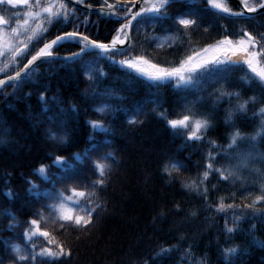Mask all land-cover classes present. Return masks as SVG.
I'll return each mask as SVG.
<instances>
[{
  "label": "snow or ice",
  "instance_id": "1",
  "mask_svg": "<svg viewBox=\"0 0 264 264\" xmlns=\"http://www.w3.org/2000/svg\"><path fill=\"white\" fill-rule=\"evenodd\" d=\"M5 3L15 7L28 5L29 0H0V4ZM68 4L73 7L68 8ZM77 5H83L89 14L95 11L99 17L111 21L113 27L109 30L110 39H97L91 34L89 27L95 26L96 22L90 21L88 16L84 17L82 24L79 22L75 7ZM34 7L39 8V11L25 13L26 18L23 21L16 19V26L0 17V25L10 29L8 35L11 36V41L6 44L3 41L4 29L0 28V55L10 53L13 58L11 62L18 68L12 75L0 72L4 77L0 79V87L18 88L26 77L38 73L49 60L59 59L62 65L71 62L75 66L78 63L86 83L85 96L95 101L91 110L94 118L85 121L89 131L81 148L79 142L73 141L65 130L67 120L79 115L78 106L69 104L65 108L61 106L63 102L56 101L57 108L52 110L48 107V102L49 99L56 98L47 97L46 90L40 92L38 99L44 106L42 112L49 124L45 129V136L53 150L24 177L27 203L38 204L39 208L33 210L24 222L22 236L16 234L23 241V246L3 241L0 251L4 248L11 249V254L7 256L9 264H63L65 259L71 257V245L58 239L53 232H88L97 219V211L101 206L99 194L110 181L113 167L119 163L116 149L112 147L113 141L109 138L112 128L105 119L119 113L128 125L143 123L141 117L146 115L145 105L128 101L115 86H102V78L106 76V72L103 65L96 67L101 58L127 69L124 75L129 79L150 81L151 88L171 85L177 89V102L178 106L182 104L181 111L174 114L173 118H167L173 115L167 109L156 114L166 120L168 128L181 140L179 150L192 144L206 145L207 151L202 155L203 163L197 165L202 171L188 182L181 181L180 186L195 192L202 200L205 210L223 218L220 235L224 237V242L221 245L217 241L220 264H235L241 250L239 246H232L228 242L240 230V222L244 219L264 222V172L256 170L261 178L260 194L255 195L248 203L244 201L252 193L244 185L241 176L242 170L256 156L264 159V153L257 152L255 147L257 138H264V106L258 110L262 119L255 134L246 136L237 130L230 134L226 144H220L215 139H206L212 127L211 119L207 113L197 111L196 104L204 99L205 92L212 99L213 105L231 104L233 99L237 100L238 103L227 111L225 123H228L233 120L234 114H244L247 105L258 102L255 94L240 102V92L226 90V85L233 69L242 66L251 73L245 82L255 80L264 94V33L254 34L247 28H241L237 35L230 32L226 24L220 23L222 34L212 43L193 45L191 36L196 31L207 33L211 29L212 23L205 17L207 9L241 20L247 19L249 14H258V10H264V0H238L235 10L222 0H97L95 6L85 0H61L58 7L54 4L41 6L37 0ZM28 17L33 18L37 27L30 26ZM111 17L116 19L111 20ZM57 23L65 26L72 24V27L60 30L59 34L47 39L50 29ZM157 30L188 38L186 51L178 60L161 64L153 62L147 53L137 52L132 43L133 33L137 36L143 35L146 42L155 41L156 46L160 47L164 41L156 34ZM177 35L171 37L173 42ZM17 37L22 39L16 42ZM69 43L74 44L76 50H68L60 56L58 50ZM118 55L123 58L117 60ZM21 64L22 67L19 66ZM209 88L211 91H208ZM193 96L195 99H190ZM150 103L154 112L157 107H162L155 93ZM50 111L52 115H47ZM243 142L250 145L248 151L238 150ZM190 159V154L182 160L175 156L165 157L160 166L165 182L176 183L180 171L188 170L186 162ZM211 174H216L218 181L209 188ZM221 181L231 182L233 187L240 182V187L213 200L212 193L219 191L218 185ZM3 194L9 198L14 197L11 189ZM238 196L240 203L236 202ZM258 204L261 207H257ZM181 211L183 209L179 203H174L171 208L162 207L153 217V221L157 218L164 219L169 214L179 215ZM8 215L11 217L8 230L21 226L12 213L9 212ZM187 215L195 217L196 212L190 211ZM215 219L216 217L213 222ZM49 223L56 227L50 229L46 226ZM256 226L253 223L249 233ZM179 239L185 238L181 236ZM254 242L264 247V241L254 238ZM178 250V245H158L139 264H159L162 257ZM184 251L187 254L188 249ZM4 259L0 255V264H4Z\"/></svg>",
  "mask_w": 264,
  "mask_h": 264
},
{
  "label": "trees",
  "instance_id": "2",
  "mask_svg": "<svg viewBox=\"0 0 264 264\" xmlns=\"http://www.w3.org/2000/svg\"><path fill=\"white\" fill-rule=\"evenodd\" d=\"M36 2L37 0H29L28 5L15 7L6 3L0 4V17L16 26V19L23 21L26 18L25 13L39 11V8L34 7ZM60 2L61 0H39L41 6L54 4L58 7ZM85 2L95 5L97 0H85ZM72 7V4H68V8ZM75 7L81 24L85 16H88L90 21L96 22L95 26L89 27L95 38L110 39L109 30L113 25L109 19L99 17L93 12L89 14L88 11ZM228 7L234 10L237 8L233 2H229ZM53 10L55 11V8ZM205 17L211 21L212 27L207 33L202 30L194 32L191 36L193 45L202 46L204 43H212L219 39L222 34L220 23L226 24L229 31L237 35L241 28H247L254 34L264 33V12L251 15L247 19L235 20L215 13L213 9H207ZM28 19L31 27H37L32 17ZM111 20H115L114 17H111ZM71 27L72 24L65 26L63 23H57L50 29L46 38L51 39L52 36L59 34L60 30ZM0 28L4 29L3 41L7 44L11 41V36L8 35L10 29L4 25H0ZM156 34L164 41L160 47L156 46L155 41L146 42L143 35L137 36L133 33L132 43L137 52L147 53L153 62L167 64L174 59L178 60L186 51L187 37L160 30H157ZM173 35H177L175 42L171 38ZM20 39L22 38L17 37L16 42ZM68 50L75 51L76 46L71 43L64 44L58 51L65 54ZM122 58L119 55L116 57L117 60ZM12 59L10 53L0 55V72H7L10 75L18 70L11 62ZM101 65L106 72V76L102 78V86H115L128 101L145 105L146 115L141 117L143 123L136 125H128L119 113L105 119L112 128V135L109 138L113 141L112 147L116 149V159L119 163L113 167L110 181L99 194L101 206L97 211V219L88 232H53V235L67 241L72 248L71 257L65 259L63 264H139L145 255L158 245L171 244L178 245L179 250L162 257L159 264H220L217 241L219 240L221 245L224 242V237L220 235L223 218L205 210L202 200L195 192L180 186L181 181L188 182L202 171L197 165L203 163L202 155L206 153L207 147L192 144L179 150L181 140L168 128L166 120L156 114L162 109H167L168 113L173 114L167 118H173L174 114L181 111L182 104L178 106L177 102V89L171 85L154 89L150 87V81L140 78L129 79L124 75L127 69L103 61L102 58L96 67L99 68ZM33 71L36 72L35 69ZM250 75L251 73L242 66H237L229 74L226 90L240 92V102L255 94L258 102L247 105L246 113L234 114L233 120L228 123H225L227 111L238 103L237 100L233 99L231 104L213 105L212 99L208 98L205 92L204 99L197 101L196 110L207 113L211 119L212 127L206 139H215L220 144H226L234 131L239 130L246 136L255 134L262 119L258 110L264 106V94L261 93L255 80L245 82ZM85 88L86 83L79 64L74 66L68 62L62 65L57 59L49 60L38 73L26 77L16 89L0 87V248H3L5 240L23 246V241L18 239L16 234L22 236L24 222L33 210L39 208L38 204L27 203L28 198L24 191L27 185L24 183V177L28 176L53 150L45 136V129L49 124L42 112L44 106L38 99L40 92L46 90L47 97L56 98V100L49 99L48 107L52 110L57 108L56 101L63 102L61 106L65 108L69 104L78 106L79 115L67 120L65 130L73 141L79 142V147L82 148L89 131L85 121L94 118L91 110L95 104V101L86 98ZM208 91H211V88ZM153 93L162 106L157 107L155 112L150 103ZM190 99H195V96ZM47 115H52V112H48ZM249 147L247 142H243L238 150L248 151ZM255 147L257 152L264 153V138L258 137ZM72 150L76 149H70ZM189 154L191 159L186 162L188 170L180 171L176 183H166L160 172L164 158L175 156L182 160ZM257 169L264 172V159L259 156H256L241 172L244 185L252 193L249 199L244 201L245 203L260 194L261 178ZM217 181L218 176L211 174L208 187L211 188ZM218 187L219 191L212 193L213 200L220 195H228L236 191L240 187V182L233 187L231 182L221 181ZM9 189L14 193L13 198L3 194ZM236 202H241L239 196ZM174 203H179L183 209L179 215L169 214L164 219L157 218L155 222L153 221V217L162 207L171 208ZM257 207L261 205L258 204ZM190 211H195L196 216H188ZM9 212L15 216L20 227L8 230L11 219ZM214 217H216L215 222H213ZM253 223L257 226L249 233ZM46 226L50 229L56 227L50 223ZM239 228L233 239L228 242L232 246H239L241 250V255L236 258L235 264H264V247L254 242V238L264 241V222L244 219L240 222ZM181 236L185 239L180 240ZM35 242L40 243V241ZM185 249H188L187 254ZM10 254V248L0 251V255L5 257L4 264H9L7 256Z\"/></svg>",
  "mask_w": 264,
  "mask_h": 264
},
{
  "label": "water",
  "instance_id": "3",
  "mask_svg": "<svg viewBox=\"0 0 264 264\" xmlns=\"http://www.w3.org/2000/svg\"><path fill=\"white\" fill-rule=\"evenodd\" d=\"M224 1H232V2H234V3H236V6H237V3H238V0H224ZM65 2H66V0H65ZM77 7H79L80 9H83V10H85V11H87L86 9H84L83 8V5H77ZM262 12H264V10H258V13H262ZM93 13H95V11H93ZM224 15V14H223ZM251 15H255V14H249V16H251ZM227 16V15H226ZM59 55L60 56H63L64 54H62V53H59ZM57 60H59V59H57ZM12 75V74H11ZM4 77H2V78H0V79H3Z\"/></svg>",
  "mask_w": 264,
  "mask_h": 264
},
{
  "label": "bare ground",
  "instance_id": "4",
  "mask_svg": "<svg viewBox=\"0 0 264 264\" xmlns=\"http://www.w3.org/2000/svg\"><path fill=\"white\" fill-rule=\"evenodd\" d=\"M222 2H223V0H222Z\"/></svg>",
  "mask_w": 264,
  "mask_h": 264
}]
</instances>
